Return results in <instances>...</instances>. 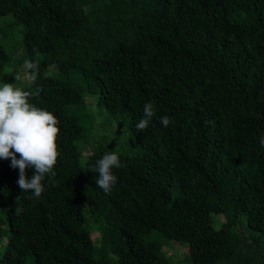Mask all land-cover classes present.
I'll use <instances>...</instances> for the list:
<instances>
[{
  "label": "trees",
  "instance_id": "obj_1",
  "mask_svg": "<svg viewBox=\"0 0 264 264\" xmlns=\"http://www.w3.org/2000/svg\"><path fill=\"white\" fill-rule=\"evenodd\" d=\"M0 37V83L60 128L39 199L0 160V264H176L171 240L189 264H264V0H0ZM17 56L38 65L35 81H15ZM88 97L128 135L80 159ZM146 103L155 115L138 132ZM113 150L123 166L106 194L92 169ZM86 211L102 220L100 245Z\"/></svg>",
  "mask_w": 264,
  "mask_h": 264
},
{
  "label": "clouds",
  "instance_id": "obj_2",
  "mask_svg": "<svg viewBox=\"0 0 264 264\" xmlns=\"http://www.w3.org/2000/svg\"><path fill=\"white\" fill-rule=\"evenodd\" d=\"M23 67L30 73L31 80L35 81L38 65L26 59ZM20 79L21 76L17 74L15 81ZM29 98L30 93L17 87L15 83L5 82L0 85V160H10V167L19 170L17 184L20 190L23 193L30 192L32 198L39 199L45 191L42 182L46 177L54 180L56 175L54 169L60 155V128L59 121L52 112L30 103ZM154 115L153 105L146 103L143 106V116L135 125L136 130L143 132L147 129ZM160 123L167 128L171 121L168 116H164ZM259 145L264 148V136L260 138ZM122 166L115 150L105 153L92 169V172L98 173L95 178L96 186L110 194L117 183L113 169ZM29 168L34 170L30 179L27 175Z\"/></svg>",
  "mask_w": 264,
  "mask_h": 264
},
{
  "label": "rangeland",
  "instance_id": "obj_3",
  "mask_svg": "<svg viewBox=\"0 0 264 264\" xmlns=\"http://www.w3.org/2000/svg\"><path fill=\"white\" fill-rule=\"evenodd\" d=\"M15 36H17V33H15ZM0 40L2 38L0 37ZM7 40V38H6ZM5 40V41H6ZM12 47H9V51L11 54H17L15 51H19L21 48V42L19 38V44H17V40H11ZM20 52V51H19ZM17 60L21 61L20 66L16 65V62L11 60L9 69H16L17 74L21 76V80L24 83L30 82V74L26 72V70L23 67V64L25 61L22 56H17ZM51 66L48 67V71L50 70ZM2 85V83H0ZM93 98L88 97L86 101L89 103V108L86 109V113L91 116V118L94 120L92 129L88 132L89 136H92L91 139L88 142H85L83 140L82 135L76 136V149L74 150V155L77 156L80 159H85V157L89 154H97L102 152V148L97 145L96 142L99 143V141H103L104 144L107 147H112L115 149H118V147L122 144L124 145V142L127 140V130L126 126L121 121H111V119L108 117L107 113L103 110L101 111V115L98 114L97 106L92 101ZM121 135H123V139H121ZM129 153H134L129 151ZM75 159V158H74ZM76 161V159L74 160ZM77 162V161H76ZM86 215L89 219V222L91 224V231H92V238L95 242V244L100 245V228L102 225V220L98 218L95 215H91L88 211H86ZM218 221L222 222L223 218L221 216H217ZM240 230L247 236H249V231H247L246 227L241 224ZM4 238H2V241L4 242L6 239V236L8 234V231L5 228H2L1 231ZM248 238V237H247ZM251 240L248 239L247 243H249ZM164 253L166 256L170 259L172 263L176 264H189V261L186 260V256L188 254V247L186 244L179 243L178 241L171 240L168 242L164 247ZM112 257V255H110ZM115 258V257H114Z\"/></svg>",
  "mask_w": 264,
  "mask_h": 264
}]
</instances>
